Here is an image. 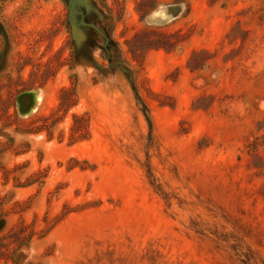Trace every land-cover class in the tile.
Here are the masks:
<instances>
[{
  "label": "rangeland",
  "instance_id": "1",
  "mask_svg": "<svg viewBox=\"0 0 264 264\" xmlns=\"http://www.w3.org/2000/svg\"><path fill=\"white\" fill-rule=\"evenodd\" d=\"M73 1L0 0V264H264V0Z\"/></svg>",
  "mask_w": 264,
  "mask_h": 264
},
{
  "label": "trees",
  "instance_id": "2",
  "mask_svg": "<svg viewBox=\"0 0 264 264\" xmlns=\"http://www.w3.org/2000/svg\"><path fill=\"white\" fill-rule=\"evenodd\" d=\"M70 95V91L69 90H64L62 91L61 96L65 99H67V103L68 101V96ZM70 104V102H69ZM88 118H85L82 115H74V125L72 127V138L74 141L76 140H80V139H86L89 134H90V129L88 127Z\"/></svg>",
  "mask_w": 264,
  "mask_h": 264
},
{
  "label": "water",
  "instance_id": "3",
  "mask_svg": "<svg viewBox=\"0 0 264 264\" xmlns=\"http://www.w3.org/2000/svg\"><path fill=\"white\" fill-rule=\"evenodd\" d=\"M70 2L74 4V1L73 0H70ZM31 96H32V92H23L21 95H20V98H19V103H21V108H20V111L22 113H27V105L30 103V100H31Z\"/></svg>",
  "mask_w": 264,
  "mask_h": 264
}]
</instances>
